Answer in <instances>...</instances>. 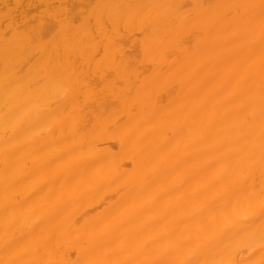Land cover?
Masks as SVG:
<instances>
[{
    "label": "bare ground",
    "instance_id": "obj_1",
    "mask_svg": "<svg viewBox=\"0 0 264 264\" xmlns=\"http://www.w3.org/2000/svg\"><path fill=\"white\" fill-rule=\"evenodd\" d=\"M260 4L0 0V264H264Z\"/></svg>",
    "mask_w": 264,
    "mask_h": 264
},
{
    "label": "snow or ice",
    "instance_id": "obj_2",
    "mask_svg": "<svg viewBox=\"0 0 264 264\" xmlns=\"http://www.w3.org/2000/svg\"><path fill=\"white\" fill-rule=\"evenodd\" d=\"M249 7H256V6H249ZM260 8V18H261V28L262 31H264V0H261V4L259 5ZM262 169H264V159H262ZM262 175H264V171H262ZM261 213L264 214V202L261 203ZM8 264H12V262H8ZM47 264H53V262L49 261L47 262ZM84 264H103V262H97V261H93V260H85ZM186 264H194L193 261L189 260L186 262ZM228 264H230V262H228Z\"/></svg>",
    "mask_w": 264,
    "mask_h": 264
}]
</instances>
